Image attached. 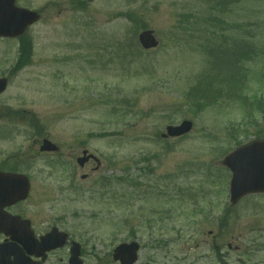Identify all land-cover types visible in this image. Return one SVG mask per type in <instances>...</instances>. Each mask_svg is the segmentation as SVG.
Segmentation results:
<instances>
[{
    "label": "rangeland",
    "instance_id": "obj_1",
    "mask_svg": "<svg viewBox=\"0 0 264 264\" xmlns=\"http://www.w3.org/2000/svg\"><path fill=\"white\" fill-rule=\"evenodd\" d=\"M18 4L42 15L28 64L13 66L18 39L0 37V166L31 180L13 210L107 245L134 235L139 264H264V193L231 205L222 164L264 137V0ZM144 29L157 47L141 46ZM184 119L189 134L161 137ZM44 137L59 151L40 152ZM82 148L98 171L77 164Z\"/></svg>",
    "mask_w": 264,
    "mask_h": 264
},
{
    "label": "flooded vegetation",
    "instance_id": "obj_2",
    "mask_svg": "<svg viewBox=\"0 0 264 264\" xmlns=\"http://www.w3.org/2000/svg\"><path fill=\"white\" fill-rule=\"evenodd\" d=\"M91 162L95 163L90 159L85 167ZM29 198L30 193L26 200L6 208L21 219L16 227L0 228V264H122L115 258V248L122 242L137 240L128 235L123 241L107 245L103 235L61 217L42 226L25 211L13 210Z\"/></svg>",
    "mask_w": 264,
    "mask_h": 264
},
{
    "label": "water",
    "instance_id": "obj_3",
    "mask_svg": "<svg viewBox=\"0 0 264 264\" xmlns=\"http://www.w3.org/2000/svg\"><path fill=\"white\" fill-rule=\"evenodd\" d=\"M39 15L33 11L18 8L15 0H0V35L18 36L26 28L38 20ZM141 44L145 48H151L158 44L151 31L142 32L139 36ZM6 79L0 80V93L5 90ZM191 121H184L178 126H168L167 134L163 137H177L188 133L192 129ZM42 150H55L56 146L45 139ZM80 164L84 159L79 160ZM233 171L231 180V201L236 204L244 195L251 192L264 191V141H255L251 144L239 147L229 154L223 161ZM30 188L28 177L23 174L0 172V222L7 214H3V208L7 205L26 198ZM3 212V213H2ZM11 218V215H9ZM19 218V217H14ZM12 224V222H11ZM139 246L136 243L122 244L117 248V254L130 256L131 264L136 260Z\"/></svg>",
    "mask_w": 264,
    "mask_h": 264
},
{
    "label": "trees",
    "instance_id": "obj_4",
    "mask_svg": "<svg viewBox=\"0 0 264 264\" xmlns=\"http://www.w3.org/2000/svg\"><path fill=\"white\" fill-rule=\"evenodd\" d=\"M31 56H32V44H31V42L26 38H21V40H20V56H19L20 63H24V62L29 61ZM189 96H192V94L189 93Z\"/></svg>",
    "mask_w": 264,
    "mask_h": 264
}]
</instances>
